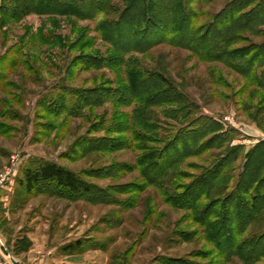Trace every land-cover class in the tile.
Wrapping results in <instances>:
<instances>
[{
	"label": "rangeland",
	"instance_id": "rangeland-1",
	"mask_svg": "<svg viewBox=\"0 0 264 264\" xmlns=\"http://www.w3.org/2000/svg\"><path fill=\"white\" fill-rule=\"evenodd\" d=\"M20 1L0 0V264H264V163L253 172L264 152V0L236 12L229 39L220 27L205 57L184 46L169 0L154 9L165 38L146 48L128 32L142 22L137 7L115 37L105 11L17 12ZM247 1L187 0V19L203 35ZM137 69L158 80L152 103L134 96ZM174 90L181 101L165 100ZM40 160L89 192L26 189ZM22 236L32 245L18 253Z\"/></svg>",
	"mask_w": 264,
	"mask_h": 264
},
{
	"label": "trees",
	"instance_id": "trees-1",
	"mask_svg": "<svg viewBox=\"0 0 264 264\" xmlns=\"http://www.w3.org/2000/svg\"><path fill=\"white\" fill-rule=\"evenodd\" d=\"M159 1L160 0H125V2H123V5L120 4L121 7H119L118 5V7L114 6V8L113 7L111 8V6L109 5L100 4L98 0H21L20 2L25 4V7L19 8L16 5L15 9H17V12H20V10H22L23 12H27V13L28 11L29 12L34 11L38 13L74 14L82 18L95 17L98 14L105 11L107 12L108 15L111 14V17L109 16L103 19L102 23H103L104 28L107 30L108 33L109 32L112 34L114 33L113 35L115 37H118L120 36V34H123L122 31H120L121 26H122L121 23L125 20L126 21L129 20L130 22H132L133 20L128 19L129 18L128 16L131 17L132 10L134 9V7H137L139 8V11L142 16L141 23H143V25H141L140 22L133 21L132 26H130L128 32H129V36L136 35L137 33L139 37L137 36L138 38L134 39L135 40L134 42L136 44L139 43L137 47H140L141 45L144 48H146L154 44H157V42L165 38V30H163L160 27V25L156 22V18L158 17L159 14H157V12H155L154 10L157 7V3ZM170 1L173 2V4H175L180 11H182L181 15L179 14L178 16L177 15L175 16L177 22L175 20L174 23L177 26H179L181 30H183V32L182 33L180 32L179 35L182 37V39L184 38L183 39L184 46L190 47L193 50L195 49L200 56L205 57L207 56V54H209V50L204 51V48H206V46L210 44L211 38H212V41H214L216 38L220 36V31H221L220 27H225V33L221 35L222 39L219 38V40L225 41L226 39H229V34L227 32L230 31V29L232 28L235 29L236 26L240 25V24H235L236 12L244 10L246 7L252 5L255 0H248L246 3L244 2L235 3V6H233L234 9L231 11L230 15L225 16L222 19H218L221 17H218L217 15V19L212 20V23H214L216 27L212 29L210 27L211 23L208 24V29L204 32L203 35H200L198 33V30L195 28L194 23L191 22L190 20L188 21L187 19L188 18L187 17L188 16L187 0H169V2ZM165 2H167V0H165ZM166 4H169V5H163V6H167V7L170 6V3H166ZM100 5H102V7ZM115 10L118 11L117 12L118 15L116 16H115ZM178 21H180V23H178ZM137 26L139 27L142 26V27L141 29H139V31L135 32V30L138 29ZM156 29L158 31H155ZM152 30L156 33L155 36L153 37V39H147ZM199 37H201L204 42L203 47L199 42V39H200ZM197 38L198 40H196ZM143 42L144 43L146 42V44H142ZM116 45H119V43H116ZM126 47H129V46H125L123 48L125 49ZM217 56L222 58V56H234V55L228 49V50H224V52L220 53V55H217ZM132 74L134 75V79L137 80L134 83L136 87L134 89L135 90L134 96L140 97V98L143 97L146 101L148 100L147 102L152 103L153 102L152 98L157 96L158 91L160 92V90H158L157 93L154 92V94H152L151 96L146 97L149 91H152V90L156 91L158 80L156 79V77H154L155 74L154 73L149 74L148 72L145 73V71L143 72V69H137L135 71H132ZM145 75L147 76L143 77ZM163 83H164V80H163ZM162 91H164V89ZM171 92H172L171 95L169 94L168 98H166L165 100L180 102L181 100H180L179 93H177V91L176 93H174L173 91ZM176 94L179 96V98L176 96ZM214 125L221 127L215 121L213 123H210L209 127H212ZM219 129H222V128H219ZM172 144L174 145V143H170L168 147H166V149L172 146ZM166 149L164 151H166ZM256 150L257 148L251 150L248 156H251L254 153H256ZM170 159L171 160H169L168 162L172 161L173 163L174 159L173 158H170ZM254 163H255V166H254L255 169L253 172H256L257 170H260L262 168L261 166L264 163V152H262V155L257 156L255 158ZM212 172L213 170L209 169L207 170L206 174H211ZM221 172H222L221 168L215 171L214 178L218 177L221 174ZM159 173L161 174L162 170ZM254 181L256 182V179H254ZM262 181L264 183V177H262ZM43 182H55L57 185L65 187L70 190H78L79 188H82L83 190H87L86 192H89L90 190V186H85L83 184V181L74 172L68 170L63 165H60L53 161L40 160V163L36 168H30L25 172L26 189L31 190L33 189V187H35V185L43 183ZM263 197H264V192H263ZM254 208L255 207L251 205L248 207L250 211L253 210ZM220 226L223 227V230L226 229V225L224 223ZM31 245H32V241L28 236L19 237L15 241V247L17 248L18 253L28 251ZM83 245H84V242L82 240H77V241H73L67 244L65 246V249L72 250L74 248L81 247ZM168 260H169L168 264H178V262L181 261L182 263L184 261L180 259L179 260L168 259Z\"/></svg>",
	"mask_w": 264,
	"mask_h": 264
},
{
	"label": "built area",
	"instance_id": "built-area-1",
	"mask_svg": "<svg viewBox=\"0 0 264 264\" xmlns=\"http://www.w3.org/2000/svg\"><path fill=\"white\" fill-rule=\"evenodd\" d=\"M0 261H1L2 263H6V262H7L4 256H2V257L0 256Z\"/></svg>",
	"mask_w": 264,
	"mask_h": 264
},
{
	"label": "crops",
	"instance_id": "crops-1",
	"mask_svg": "<svg viewBox=\"0 0 264 264\" xmlns=\"http://www.w3.org/2000/svg\"><path fill=\"white\" fill-rule=\"evenodd\" d=\"M3 254V252H2V250H1V248H0V256Z\"/></svg>",
	"mask_w": 264,
	"mask_h": 264
}]
</instances>
